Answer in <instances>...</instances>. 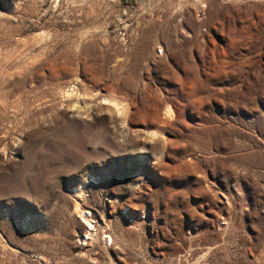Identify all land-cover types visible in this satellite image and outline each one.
<instances>
[{"label":"rangeland","instance_id":"obj_1","mask_svg":"<svg viewBox=\"0 0 264 264\" xmlns=\"http://www.w3.org/2000/svg\"><path fill=\"white\" fill-rule=\"evenodd\" d=\"M0 264H264V0H0Z\"/></svg>","mask_w":264,"mask_h":264},{"label":"bare ground","instance_id":"obj_2","mask_svg":"<svg viewBox=\"0 0 264 264\" xmlns=\"http://www.w3.org/2000/svg\"><path fill=\"white\" fill-rule=\"evenodd\" d=\"M85 214H87V215H89V213L88 212H85ZM88 225H89V228H90V230H91V225L88 223Z\"/></svg>","mask_w":264,"mask_h":264},{"label":"snow or ice","instance_id":"obj_3","mask_svg":"<svg viewBox=\"0 0 264 264\" xmlns=\"http://www.w3.org/2000/svg\"><path fill=\"white\" fill-rule=\"evenodd\" d=\"M107 103V102H106Z\"/></svg>","mask_w":264,"mask_h":264}]
</instances>
